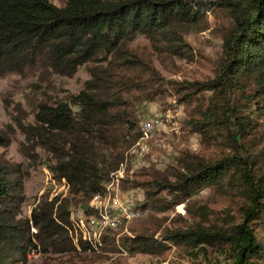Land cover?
Returning <instances> with one entry per match:
<instances>
[{"label": "trees", "instance_id": "1", "mask_svg": "<svg viewBox=\"0 0 264 264\" xmlns=\"http://www.w3.org/2000/svg\"><path fill=\"white\" fill-rule=\"evenodd\" d=\"M211 17L221 21L213 77L171 88L188 108L190 131L214 153L183 151L165 173H141L130 188L143 189L142 207L165 210L213 188L231 199L236 214L216 222L206 207L186 205L184 227L157 238L159 229L136 232L123 245L157 256L169 248L164 242L198 248L203 264H215L208 247L222 253L218 264H264V0H65L61 7L49 0H0V77L28 68L72 77L86 69L89 79L78 94L39 104L33 124L18 127L31 148L48 155L52 177L85 200L79 207L89 216L97 212L88 202L105 193L141 138L135 103L152 101L163 87L153 68H147L150 79L132 71L143 62L130 44L144 37L177 54L184 35L207 30ZM9 144L0 131V148ZM23 178L20 165L0 155V264H29L33 250L75 264L74 257L82 259L78 252H94L113 239L106 229L99 244H74L71 204L61 195L22 217Z\"/></svg>", "mask_w": 264, "mask_h": 264}, {"label": "rangeland", "instance_id": "2", "mask_svg": "<svg viewBox=\"0 0 264 264\" xmlns=\"http://www.w3.org/2000/svg\"><path fill=\"white\" fill-rule=\"evenodd\" d=\"M57 7L64 5L65 0H49ZM220 20L209 18V28L203 32L184 35L185 46L177 53L162 50L159 44L153 45L144 37H137L131 44L132 51L142 60V64L133 72L142 78H153L147 68H153L162 78L163 87L159 95L150 102L135 103V116L141 138L125 154L124 163L105 186L104 195L110 199L116 196L123 204L139 209H146L143 217L124 223L113 231V239L102 243L94 252H78L82 259H75V264H203L205 258L198 248L189 249L184 246L171 245L164 254L157 256L130 251L123 244L133 238L136 232L157 230L155 238L162 230L181 228L189 220L185 212L186 205L206 207L211 217L220 222L227 214L234 216L235 208L231 199L219 190L205 188L198 191L188 200L169 209H158L146 206L142 188H130V181L141 173H165L175 166V159L183 151L191 153L213 154L206 150V145L197 133L190 131L185 123L188 120V108L182 104L171 86L173 83L194 82L213 77L214 63L220 51ZM89 79L86 69L81 67L72 77H62L44 73L41 68H28L22 74H6L0 77V131L7 135L10 144L0 148V155L13 164H19L23 173L22 217H30L31 210L40 201H50L61 195L71 204V221L78 220V212L83 211L81 204L85 200L81 196H71L64 181L58 182L47 168L48 155L39 148H31L26 142L19 124H33L37 107L42 103L64 101L83 89ZM155 82V81H154ZM153 86L155 83L150 81ZM155 86V85H154ZM155 122L150 135H143L141 124ZM165 202H172L171 196L162 193ZM108 200V198H106ZM92 200V198H91ZM87 206L90 208V202ZM106 205V204H105ZM110 208V204L106 205ZM75 229L76 226L74 225ZM73 228V224H72ZM34 232V229H32ZM103 230L99 235L80 230L70 233L74 244L81 239L89 244H99ZM113 244V245H111ZM209 257L215 264L222 263L224 257L218 250L208 248ZM69 257L59 255H42L33 250L29 254V264H61L69 261Z\"/></svg>", "mask_w": 264, "mask_h": 264}, {"label": "built area", "instance_id": "3", "mask_svg": "<svg viewBox=\"0 0 264 264\" xmlns=\"http://www.w3.org/2000/svg\"><path fill=\"white\" fill-rule=\"evenodd\" d=\"M155 122L150 120L149 122H143L141 124V130L143 135H150L155 127ZM107 187V186H106ZM108 198V200L106 199ZM110 204V208H106L107 204ZM106 204V205H105ZM90 209L96 214L86 216L83 211L78 212V220H73L74 233L80 230L82 232H92L93 235H99L103 230H115L121 226L124 221L135 220L143 217L146 213V209L133 208L123 204L116 196L110 199L106 195H95L90 202ZM76 226V229L74 227Z\"/></svg>", "mask_w": 264, "mask_h": 264}]
</instances>
